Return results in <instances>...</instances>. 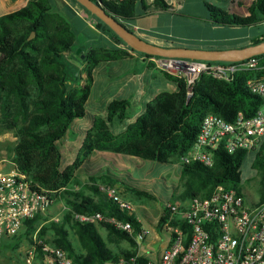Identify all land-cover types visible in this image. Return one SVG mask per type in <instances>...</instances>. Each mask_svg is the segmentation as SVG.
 I'll return each instance as SVG.
<instances>
[{
	"label": "trees",
	"instance_id": "obj_1",
	"mask_svg": "<svg viewBox=\"0 0 264 264\" xmlns=\"http://www.w3.org/2000/svg\"><path fill=\"white\" fill-rule=\"evenodd\" d=\"M66 1L95 20L94 30L102 34L106 43L96 37L81 36L70 22L72 14H60L47 0H30L24 8L0 17V134L15 133L12 159L15 169L43 188L57 191L55 203L62 199L67 203L61 221L49 222L50 216L28 220L22 232L14 237V242L3 249L15 251L23 242L32 244V236L44 220L48 224L39 230V238L65 252L73 264H108L134 257L136 261L130 264H148L150 258L138 255L135 237L143 229L135 211L121 208L105 191L108 187L126 185L122 180V171L126 169L120 167L114 156L173 164L191 149L208 114L218 115L227 122H233L240 113L246 118L257 114L263 102L250 92L247 81L261 77L264 72H241L232 82L203 75L190 99L185 81L165 73L167 79L176 83V91L159 94L146 105L144 113L126 124L118 135L113 131L114 123L131 120V103L126 99L113 100L107 106L106 116H91L92 126L77 158L64 165L65 154L59 143L66 139L77 120L89 116L87 105L95 82V69L103 62L124 60L132 54L144 60L153 58L131 49L76 0ZM92 1L99 3L123 25L137 19L142 12L144 17L152 9L170 8L165 0H154L152 5L146 0ZM204 6L210 12L208 23L215 26L252 28L264 23V0H253L246 15L230 13L206 1ZM32 34L35 36L30 39ZM139 37L163 47H189L173 40L160 44L151 38ZM262 42L264 33L236 48ZM79 49L81 52L77 54ZM83 55L85 59H82ZM254 58L264 67V55ZM150 68H155L153 63ZM248 154L218 150L213 167L201 163L182 165L187 188L178 200L187 202L194 197H209L221 185L239 189L244 181L242 168ZM250 154L254 157L252 167L257 171L253 180L257 181L264 200V140L260 148ZM80 169H84L92 183L87 188L93 195L69 189ZM167 213L165 204L157 225L160 230L167 220ZM77 215H100L103 219L83 221ZM110 218L130 222L135 233L118 231L108 222ZM178 224L172 222V225ZM100 227L107 231L109 240L101 235ZM122 242H128L132 249L122 248ZM41 260L39 251L34 264H42Z\"/></svg>",
	"mask_w": 264,
	"mask_h": 264
},
{
	"label": "built area",
	"instance_id": "obj_2",
	"mask_svg": "<svg viewBox=\"0 0 264 264\" xmlns=\"http://www.w3.org/2000/svg\"><path fill=\"white\" fill-rule=\"evenodd\" d=\"M163 73L183 79L190 99L193 90L203 75H211L224 82H232L241 72H264L260 62L251 58L227 65L187 59H149ZM250 92L262 99L263 106L252 118L240 113L233 122H227L215 114H208L202 121L199 135L191 149L180 158L182 165L201 163L207 167L215 164L216 151L230 154L238 151L252 153L260 148L264 140V75L247 81ZM0 162V256L4 246L14 242L25 228V223L37 216L48 217L55 205V194L36 184L27 174L15 168L5 172ZM15 167V166H14ZM253 178L241 182L239 189L218 186L209 197H194L187 202L166 204L167 220L163 229L168 235L169 246L158 261L148 264H264V200L259 185ZM246 181L256 184L257 200L249 203L245 194ZM107 195L125 210L134 211L130 202L123 200L117 188L105 189ZM83 221L99 222L100 215H77ZM118 231L134 234L130 222L115 218L108 220ZM178 222V225H172ZM45 221L42 220L40 226ZM27 254L28 264H33L40 251L42 264H73L67 254L43 242L38 235ZM146 231L136 235V242L145 239ZM136 258L122 259L108 264H130Z\"/></svg>",
	"mask_w": 264,
	"mask_h": 264
},
{
	"label": "rangeland",
	"instance_id": "obj_3",
	"mask_svg": "<svg viewBox=\"0 0 264 264\" xmlns=\"http://www.w3.org/2000/svg\"><path fill=\"white\" fill-rule=\"evenodd\" d=\"M204 1L218 7H231L232 5L230 0H183L182 9L175 7V12L156 11L153 15L144 17H140V15L134 21L125 22V25L139 36L151 38L160 44L165 43L167 40H173L189 47H213L219 49L243 46L247 43V41H244L245 38L257 37L264 33V23L252 28L219 27L208 23L210 12L203 6ZM53 7L60 14H66L63 8H59L57 5H53ZM140 13L141 7L139 6ZM70 22L80 32L81 36L96 37L102 43H106V39L102 34L94 30L95 20L88 14L85 15V18L72 15ZM101 70L103 71L102 74L97 77L96 83L93 85L92 100L96 102V105L104 106L109 98H124L129 100L132 105L133 102L143 98V96L139 98L140 95L137 90H130L129 92L121 90L126 75L143 74V64L140 60L135 59L121 63V65L103 64L101 65ZM176 90L175 83L168 81L164 85L157 78L149 98H153L161 92H174ZM149 98L147 99L148 101L151 99ZM147 100L145 99V102ZM87 109L89 116L77 120L71 126L66 139L59 143L65 154L64 165L72 163L77 158L82 142L87 137L86 130L92 126L91 116L94 113L91 111L95 109V106H90L89 104ZM131 117L133 119L135 115H131ZM133 121L130 119L125 120L122 124V122L116 120L113 131L118 135L125 129L124 126L126 124ZM15 145L16 138L14 131L0 134V162L13 159ZM114 158L118 161L121 168L126 169L122 171V180L125 181L126 185L117 188L120 197L133 205L136 215L143 223V228H145L143 230L147 233L145 238L153 236L154 232L152 229L161 238L162 233L165 234V231L163 228L161 230L158 229L157 225L163 214L164 205L169 202L179 201L178 198L184 194L187 188L185 184L187 178L183 175L180 160L176 159L173 164H161L129 156L115 155ZM253 158V155L249 153L242 168V173L246 180L257 175V171L252 167ZM5 165V172H10L15 168L12 163ZM91 184L84 169H80L76 174L75 182L69 189L74 192H85L86 194L93 195L92 190L87 188ZM243 187L249 203L257 200L256 184L246 181ZM54 206L49 222L61 221L67 211L66 199L56 201ZM45 224L47 225L48 223L45 222ZM42 227L38 228L41 229ZM100 230L106 239L107 232L103 228H100ZM31 245L28 242H23L15 251H11L8 248L3 249L2 256H0V264H28L27 254ZM144 245L145 247L147 245L145 239L143 240ZM121 246L124 249H132V246L128 242H122ZM163 246V242H154L145 251L143 249V256L158 260L163 252ZM147 250H150L151 253ZM36 258L33 264L36 262Z\"/></svg>",
	"mask_w": 264,
	"mask_h": 264
},
{
	"label": "crops",
	"instance_id": "obj_4",
	"mask_svg": "<svg viewBox=\"0 0 264 264\" xmlns=\"http://www.w3.org/2000/svg\"><path fill=\"white\" fill-rule=\"evenodd\" d=\"M29 1L30 0H0V17L24 8L25 6L28 5ZM47 1H49L50 5L52 7H53V5H57L59 8H63V10H65L67 13L72 14L73 16H77V17L80 16V17L85 18L86 14L84 11H79V10L75 9V7L70 5L66 0H47ZM165 1L170 6V8L168 10H163L161 8H155V9L150 10L146 16L153 15V13H155L156 11H158V12H163V11L175 12V7L179 8V9L183 8V0H165ZM252 1L253 0H230V3L232 4L231 7L225 6L222 8L227 10L230 13H233V14L246 15L247 8L251 4ZM153 3H154V0H148L147 1L148 5H152ZM203 6H204V3H203ZM53 8L55 9V7H53ZM140 17H143V12H142ZM131 21H134V20H131ZM126 22H130V21H126ZM133 32H135V31H133ZM250 39H251V37H248V38H245L244 41L248 42ZM135 59L140 60L142 62L144 72H143V74H140V75H137V74L126 75L124 77V80L122 83L123 85L121 87V90L124 92H129L130 90L131 91L137 90L138 94L140 95L139 98H142V96H143V98L141 100L133 102V104L131 105V115L132 116L135 115V117H133V119L131 117V120H134V121L138 118V116H140L141 114L144 113V111L146 109V105L149 102L153 101L154 98H156L159 94L163 93V92H161L158 95H155L153 98L152 97H150L151 99L149 98L150 94L152 93V89H153V86L155 84L156 79L158 78L162 83H164V85H166V83H168V81H171V80L167 79L165 77V73H163L162 71H160L156 68H150L151 62L149 60H144L143 58H139L135 54H132V57H129V58L124 59V60H119V61H114V62H103L95 69V74H94L95 75V82L94 83H96L97 77L100 74H102V72H103L101 70V65H103V64H114V65L120 64L121 65V63L129 62V61H132ZM171 82H173V81H171ZM175 85H176V83H175ZM176 89H177V85H176ZM92 94H93V88H92V93H91V97H90V100L88 102V105L90 104V106H95V109L91 112L94 113L93 115L100 116V117L106 116L107 106L113 100L124 99V98H113V99L109 98L107 103L104 104V106H98V105H96V102H94L92 100ZM148 98L150 99L149 101L147 100ZM145 99L147 100L146 102H145ZM88 105H87V107H88ZM89 129L90 128H88V130ZM88 130H86V131H88ZM120 192H121V190H120ZM54 207L55 206L52 207L51 212H53ZM138 220L142 224V229L145 230V228H143V223L140 221V218H138ZM100 228H103V227H100ZM152 230L154 232L153 236L152 237L148 236L145 238V240L147 241L146 247H145V245L143 246V240L140 242L139 241L137 242L138 243V255L139 256H143V249L145 251V249H148L150 244H153L154 242H163L164 243V246L162 249L163 252L168 248V246H169V239L168 238L169 237H168L167 233L166 232H165V234L162 233L163 235L160 238L159 236H157L155 230L154 229H152ZM100 233H101V230H100ZM101 235H102V233H101ZM106 237H107L106 239L109 240L107 233H106ZM147 251L149 253H151L150 250H147ZM160 257L158 258V260L160 259ZM149 258L151 259V261H158L157 259L153 260L152 257H149Z\"/></svg>",
	"mask_w": 264,
	"mask_h": 264
},
{
	"label": "water",
	"instance_id": "obj_5",
	"mask_svg": "<svg viewBox=\"0 0 264 264\" xmlns=\"http://www.w3.org/2000/svg\"><path fill=\"white\" fill-rule=\"evenodd\" d=\"M86 10L102 20L131 49L153 57L187 59L206 62L236 63L264 55V42L243 48L202 49L189 47H163L149 43L129 30L116 17L109 14L99 3L92 0H76ZM35 34H32L30 39ZM81 49L77 51L80 54ZM85 59V55L82 56Z\"/></svg>",
	"mask_w": 264,
	"mask_h": 264
}]
</instances>
